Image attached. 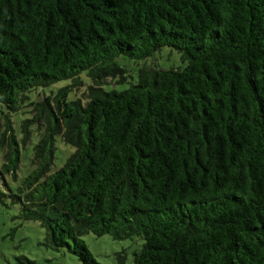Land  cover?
<instances>
[{"label": "trees", "instance_id": "obj_1", "mask_svg": "<svg viewBox=\"0 0 264 264\" xmlns=\"http://www.w3.org/2000/svg\"><path fill=\"white\" fill-rule=\"evenodd\" d=\"M163 47L185 66L104 90L125 78L118 56ZM61 81L27 104L21 139L0 119V201L47 246L99 264L92 233L141 240L133 264H264V0H0V104L17 112ZM58 140L73 148L60 167Z\"/></svg>", "mask_w": 264, "mask_h": 264}, {"label": "rangeland", "instance_id": "obj_2", "mask_svg": "<svg viewBox=\"0 0 264 264\" xmlns=\"http://www.w3.org/2000/svg\"><path fill=\"white\" fill-rule=\"evenodd\" d=\"M116 65L124 71V79L119 76L108 78L102 84L105 91H123L128 89L133 82L138 80V73L143 68L156 67L161 70L171 68H183L185 63L180 54L172 48L163 47L147 59L131 60L123 56L115 59ZM71 81H61L49 87L38 88L27 94L26 106L17 112L10 113L6 107L0 104V119L9 114L14 128V133L21 139L20 124L26 118H30V108L27 104L37 102L45 96H50L59 88L68 86ZM91 80L85 72L80 75V85L72 88L68 93L69 100L85 98V93ZM37 142L35 134L31 136L30 142L21 147L20 174H26L30 169L32 149ZM55 165L60 167L67 156L73 151L60 140L57 141ZM0 150V163H1ZM19 206L12 204L9 199L0 201V264H82L78 258L66 249L55 251L44 242V229L35 221H25L19 217ZM87 249L99 264H117L116 255L124 252L125 264H133V254L137 252L142 241L139 239L114 240L110 235L101 237L92 233L83 236Z\"/></svg>", "mask_w": 264, "mask_h": 264}]
</instances>
